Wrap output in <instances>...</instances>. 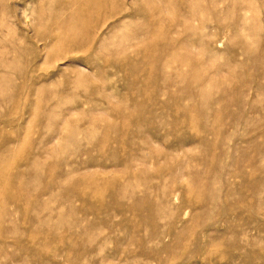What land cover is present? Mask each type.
I'll list each match as a JSON object with an SVG mask.
<instances>
[{"label":"rangeland","instance_id":"rangeland-1","mask_svg":"<svg viewBox=\"0 0 264 264\" xmlns=\"http://www.w3.org/2000/svg\"><path fill=\"white\" fill-rule=\"evenodd\" d=\"M100 1L0 0V264H264V0Z\"/></svg>","mask_w":264,"mask_h":264},{"label":"bare ground","instance_id":"bare-ground-1","mask_svg":"<svg viewBox=\"0 0 264 264\" xmlns=\"http://www.w3.org/2000/svg\"><path fill=\"white\" fill-rule=\"evenodd\" d=\"M90 2L91 1H94L93 3H92V7H93V10L95 11V12H98V11H101V10H103V9H105V7H106V5H103L102 3H101V1L100 2H96V0H89ZM77 39V37L74 35L73 36V41H71L72 43H74V41ZM3 165V164H2ZM3 167L4 168H2V166H1V168H2V173H3V171H4V169L5 168H7V166H6V164H4L3 165ZM1 172V171H0ZM10 183V182H9ZM8 186H9V184H8ZM8 192H10V191H7V189L4 191V192H2V194H0V200L2 201L3 199H2V197H4V195H5V197H6V195L8 194ZM9 196V195H8ZM11 197V196H10ZM5 199V198H4ZM5 202H6V200H4ZM3 201V202H4ZM17 202H19L18 200H16ZM16 202V203H17ZM7 205V204H6ZM5 205V203L4 204H2V209L5 211V213L7 212V209H6V206ZM7 214V213H6ZM11 216V215H10ZM35 219V218H34ZM37 219V218H36ZM35 221V220H34ZM35 224V223H34ZM13 232V231H12ZM34 233H36V232H33V235H34ZM32 234V233H31ZM34 236H36V235H34ZM27 237H28V235H27ZM35 239V238H34ZM15 243V242H14ZM16 245V244H15Z\"/></svg>","mask_w":264,"mask_h":264}]
</instances>
